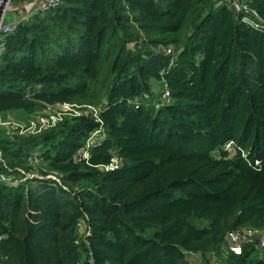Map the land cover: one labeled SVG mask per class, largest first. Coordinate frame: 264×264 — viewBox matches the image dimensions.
<instances>
[{"label":"trees","instance_id":"16d2710c","mask_svg":"<svg viewBox=\"0 0 264 264\" xmlns=\"http://www.w3.org/2000/svg\"><path fill=\"white\" fill-rule=\"evenodd\" d=\"M217 1L61 0L0 38L2 119L98 108L0 127V264H264L225 246L264 230V34Z\"/></svg>","mask_w":264,"mask_h":264},{"label":"built area","instance_id":"2783aa9c","mask_svg":"<svg viewBox=\"0 0 264 264\" xmlns=\"http://www.w3.org/2000/svg\"><path fill=\"white\" fill-rule=\"evenodd\" d=\"M61 0H26L20 4H14L13 0H0V38L6 35L7 33L13 31L14 24L26 19L30 15L34 14L37 11H46L57 7L60 4ZM229 8H232L236 13L241 15V21L247 26L258 30L264 34V19L249 6L246 0H218L216 4H222ZM6 14L18 15L19 19L13 22H8L3 24L2 20ZM171 52V48L165 50L166 54ZM163 73L162 71L160 72ZM168 95L167 90L164 93V96ZM56 106H63L66 108L65 111L55 112ZM76 107V108H73ZM90 110L96 117L98 116V108L91 105H74L69 103H60L55 106H47L45 115L38 116L35 120L29 122H16L13 120H4L0 117V127H7L13 130V133L16 134H35L40 132L42 129L54 126L63 116H76L81 113L83 109ZM72 111H69L71 110ZM81 109V111H78ZM72 112V113H71ZM100 131L96 130L89 137L88 140L94 138L95 135H98ZM231 143H228L229 146ZM118 166V160L116 157L113 158L112 162L105 166V169H112ZM28 178L33 177V175H28ZM22 178V180L26 179ZM21 180V179H20ZM19 180V181H20ZM0 181L4 183H16L18 180L16 176H7L5 174L0 175ZM256 241L259 247H264V230L256 228H241L234 230L228 233L226 238V249L228 252L233 254H240L242 252V243ZM197 259L196 255H193ZM215 264V263H213Z\"/></svg>","mask_w":264,"mask_h":264},{"label":"rangeland","instance_id":"374dc122","mask_svg":"<svg viewBox=\"0 0 264 264\" xmlns=\"http://www.w3.org/2000/svg\"><path fill=\"white\" fill-rule=\"evenodd\" d=\"M73 108H76V107H73ZM53 109H56L55 112H61V111H65V110H66V108L63 107V106H56V107L53 108ZM69 111H72V109L69 110ZM78 111H81V109H78ZM71 113H72V112H71ZM68 115H70V114H68ZM230 145H231V144H230ZM230 145L227 146V147L230 148L229 150H232L231 147H230ZM212 155H213L214 157H219L220 153H219L218 150H215V151L212 152ZM82 231H83V230L81 229V230H80V233H82Z\"/></svg>","mask_w":264,"mask_h":264},{"label":"water","instance_id":"95a60500","mask_svg":"<svg viewBox=\"0 0 264 264\" xmlns=\"http://www.w3.org/2000/svg\"><path fill=\"white\" fill-rule=\"evenodd\" d=\"M18 19H19L18 15L6 14L5 17L2 20V23L5 24V23H8V22H13V21L18 20ZM89 264H94V260L90 259L89 260Z\"/></svg>","mask_w":264,"mask_h":264}]
</instances>
